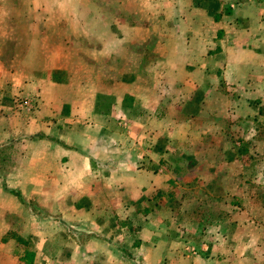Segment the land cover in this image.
I'll use <instances>...</instances> for the list:
<instances>
[{
	"label": "crops",
	"instance_id": "obj_1",
	"mask_svg": "<svg viewBox=\"0 0 264 264\" xmlns=\"http://www.w3.org/2000/svg\"><path fill=\"white\" fill-rule=\"evenodd\" d=\"M263 129L264 0H0V264H264Z\"/></svg>",
	"mask_w": 264,
	"mask_h": 264
},
{
	"label": "rangeland",
	"instance_id": "obj_2",
	"mask_svg": "<svg viewBox=\"0 0 264 264\" xmlns=\"http://www.w3.org/2000/svg\"><path fill=\"white\" fill-rule=\"evenodd\" d=\"M261 1V0H259ZM238 2H241V0H237V3ZM226 10V8H225ZM238 24V23H237ZM220 25H222V23H220ZM219 29V26H217V30ZM263 141H264V129L261 130L260 132V136H259ZM264 157V151H263V155ZM18 159V155H17V151L14 150L13 148H7L5 150H0V164H1V172H0V177L4 175V173H6L7 171H10L13 166L15 165V161ZM251 161L254 162L255 161V157L251 156ZM255 171H257L258 173H261V174H264V163L262 164H258V165H255L254 163L251 164V167H249V174L253 175L252 173ZM166 172V175L168 177H173L174 176V173H171L170 170L166 169L165 170ZM262 184H259L258 183V186L257 184H253L252 185V190H257V191H260L258 192L259 194L258 195H262L264 197V192L262 191L263 190V187L264 185H262L263 187H261ZM262 188V190L260 189ZM168 190H171L172 193H175L174 190H175V187H168ZM256 192V191H255ZM257 193V192H256ZM258 200L260 199V197H257ZM205 206H211V208H216L217 206H223V205H227L228 203V199H223V198H210ZM262 201L264 202V200L262 199ZM168 203H171V205L174 204V207H178L177 205H179L180 203L178 202V200H175L173 197L172 199L170 198H165V199H156V200H153L151 202V205H158L160 204V206H166ZM173 203V204H172ZM176 204V205H175ZM226 214L228 215L229 219L231 220L232 219V214L230 215V213H227ZM41 215V223L45 224V225H51L52 223L54 222H62L63 221V214H55V215H52L53 218L52 219H48L47 215H44V214H40ZM216 214H211V217H215ZM66 221V220H65ZM148 220H144L143 217H138L136 216V223L137 224H141L143 222H147ZM43 232L47 233V230H44ZM63 231H56L55 232H52L53 234H55L56 237H60L61 238V233ZM62 239V238H61ZM47 248V252H45V255H41L39 257V260L37 261L38 263L37 264H79L77 263L76 261H72L71 263H64V262H61L63 261V258H64V254L65 252L70 249V248H67V247H64L62 244H55V245H50L49 247H46ZM75 248V247H74ZM44 249L45 247L42 248V253L44 252ZM79 249L75 248V252H77ZM65 251V252H64ZM78 253V252H77ZM76 253V254H77ZM75 254V255H76ZM47 256L49 261L47 263Z\"/></svg>",
	"mask_w": 264,
	"mask_h": 264
},
{
	"label": "trees",
	"instance_id": "obj_3",
	"mask_svg": "<svg viewBox=\"0 0 264 264\" xmlns=\"http://www.w3.org/2000/svg\"><path fill=\"white\" fill-rule=\"evenodd\" d=\"M0 168H1V164H0ZM0 172H1V169H0Z\"/></svg>",
	"mask_w": 264,
	"mask_h": 264
}]
</instances>
